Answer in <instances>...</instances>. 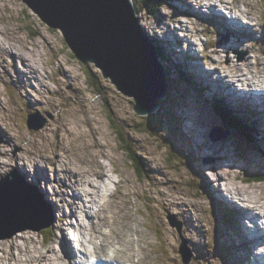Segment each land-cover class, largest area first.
<instances>
[{
  "label": "rangeland",
  "instance_id": "374dc122",
  "mask_svg": "<svg viewBox=\"0 0 264 264\" xmlns=\"http://www.w3.org/2000/svg\"><path fill=\"white\" fill-rule=\"evenodd\" d=\"M188 1L196 9L207 10L205 6L200 7L196 0ZM234 1L240 6L237 8L241 10L245 8L242 0ZM200 2L204 3V1ZM244 2L246 6H250L251 2L250 7L253 9V14H246L247 12H244L245 14L243 15L237 14L235 19L242 24H244L242 20L244 22L245 19L250 21V24L244 25L252 27L255 36L251 38H244L240 35L235 36L233 39L236 41L237 52H235L234 48H226L231 42L228 31L225 30L216 36L215 28L213 27L212 29L210 25L204 23L202 18H192L180 13L175 0L169 6L162 9L161 12L165 15L163 20L159 18L162 23L153 24L151 21H156V19L147 17L143 13H141V18L143 23L146 22L147 26L150 27H147L148 36H151L153 42L160 43L166 49L165 51H161V53L167 52L172 57L174 54L179 57L177 52L186 49L187 42L185 40L187 39L190 42L200 43L199 45H194L196 48L195 52L197 58L201 56V53L206 56L205 62L197 60L199 65L205 70H217V75L223 76V66L228 69L232 68L234 63L232 61H239L238 58L242 55L244 61L236 63L241 66L240 71H242V66H244V70H248L247 64H249L251 71L248 72L249 77H251L253 70L259 74L264 68V51L261 49L262 43L258 42V40L264 38V0H244ZM25 7L22 0H0V30L6 32L8 41L18 44L23 48L22 52L18 53L21 55L25 54L28 57L33 56L32 58H35V62L40 61L42 63L47 85L56 87V89L53 95L45 94L43 98H38L39 109L41 111L45 110L52 117L39 130L26 129L28 134L19 139L15 144L19 148L16 155L10 154L0 159V173L6 172L12 165H24V163L27 165V171H31V168L36 169L41 177L38 182H33L28 175H23L37 186L41 195L42 189L47 192L49 204L43 195L41 204L46 210L51 211L56 220L53 226L54 235L48 242L43 241L39 232L29 230L33 228L30 225L17 228L24 231L16 232V234L9 236L11 232L9 229L13 227H8V224L5 223L6 226L1 229L2 233L0 234V256L3 253L7 255L10 253L9 263L11 264H57V256L71 255L75 258L74 253H85L87 255L94 253L98 256L89 238L91 235H100V233L108 231V227L103 222L108 208L99 206L98 204L101 203V198L107 196L105 192L112 191V187L116 184L114 182L109 186L111 188L104 190V192L103 189L99 192H94L93 187L87 185V179L97 173L98 169H100V163L107 166V169H110L109 173L113 169L118 171L117 177L118 180L120 179V185L122 186L115 185L117 191H114L125 194L128 201H126V207L119 205H109V207L113 213H120L122 219H118L121 221L120 225H123V229L127 225L134 230L133 232L129 230L124 231V236L118 241L119 243L116 240L106 241L105 235L101 247L97 251L103 258L108 255L107 250L117 244L122 245L125 250H131L133 247L139 249L140 246L142 250L139 249L138 252L144 255L147 244L151 243L150 241L152 240L155 243L150 248L153 254L146 252L148 264H156V261L162 264H186V256L181 257L178 252L179 245L180 243L182 244L180 236L166 219L169 211L178 220L183 222V236L188 241V245L194 254L190 264H228V260H224L214 253L216 251L214 250L213 242L215 218L212 215L210 195L203 190V184L195 173L197 171L196 167L194 168L188 162L186 155L182 153L186 145L185 140L181 150H178V152L173 151L168 142L164 140L166 132L163 128L158 127L157 130H159L160 134H157V130H152L146 126V119H143L146 117H141L133 110L132 99L129 96L117 91L114 87L115 85L108 78H102L100 72L93 64L89 63L88 65L79 66L70 50L63 43L60 35H58L59 39L56 44L55 38L51 35L52 30L43 26L40 20L30 12L31 15ZM179 9H181V6ZM176 13L180 21L186 26L178 28L177 23H172V27L176 29L172 32H167L171 26L164 21H168L169 17L173 21L177 17L174 15ZM228 28L232 29L229 25ZM197 30H200L198 36L191 34ZM53 31L57 35L58 31L55 29ZM208 32L212 34L215 42L217 39L228 38V41L222 44L223 47L218 46L220 48L219 54L212 52V46L205 45L208 39ZM160 40L165 41L162 43ZM3 41L0 40L1 43ZM8 41L6 40L3 43L5 48L11 45ZM177 42H180V45H177ZM203 46L206 49L200 52ZM13 48L11 46V49ZM28 57L27 61L29 60ZM256 59L259 60V63H257ZM211 62L213 65L209 64ZM255 63H257L256 66L254 65ZM169 64L172 66V62L169 61ZM31 65L34 66L33 62ZM86 71H88V78ZM16 75L22 84L23 74L20 71H16ZM230 79L233 80L232 78ZM230 79H226L225 81L231 84L238 81L237 79L233 81ZM40 80L44 82V79L41 78ZM241 81L245 82L244 80ZM204 93L206 97L210 98L211 95L206 91ZM16 95L18 103L33 105L34 101L32 98L34 96L28 98L18 92ZM0 96L2 97V95ZM49 98L56 100L54 103L47 104ZM2 99L8 108H0V119H12L13 114L9 108L14 103V100L11 99V101L6 102V97H2ZM229 102L227 101L230 108L240 115L247 116V112L240 106L236 108L235 105ZM18 113L16 117L22 118L21 108L18 109ZM59 114L62 117V124H65V129L71 130L75 138L82 135L83 139L76 142L67 141L65 144H59L61 145L59 149L51 141L50 144H47L48 148L45 152L44 148H33L31 142L36 147L40 145L47 146L41 142V137L53 132L54 128L59 124ZM252 118H256V116L253 114ZM186 124L188 125V122ZM186 124L184 122L180 124L185 137H187V132L184 131L187 128ZM261 126H264V124ZM257 128L261 129L260 124L257 125ZM64 133L68 136V132ZM199 134L200 139H202L201 132L196 130L197 138ZM261 135L259 132L255 140L257 141L256 145L264 150V140ZM128 140L133 149L135 148L141 157L149 158L151 161L150 166L155 168L146 177L139 176L138 171L136 172L135 170L131 159V151H127L126 147ZM11 141L13 142L14 138ZM187 141L190 142L189 139ZM3 142V137L0 135V146ZM77 142H80L83 148L77 149L75 146ZM2 147L7 149L12 148L13 145L9 144ZM16 147L14 150H16ZM214 151L218 155L221 154L220 144L215 145ZM26 153L32 154L35 158L22 159L20 155H25ZM217 154L212 155L211 151L202 152L203 163L212 165L209 166L211 168L205 171L213 174V185L218 188V182H220L224 186L223 183L226 180L225 178H220L224 177V173L228 182H230L228 185L236 189L235 192L237 194L235 195L237 197H240V194L237 192L240 190L253 199L258 200L262 198L261 200L264 201V180L258 182L240 179L250 174L264 176V170L260 168L252 170L250 168L251 165L248 163H243L241 166L238 164L240 169L234 168L231 170L220 163ZM210 160L212 163L209 162ZM42 166L46 168L45 172L41 169ZM224 168L226 169L224 170ZM210 170H216L219 176L216 175L215 171L210 172ZM155 175L156 177L154 178ZM61 180H64L66 184L62 185ZM91 183L92 186H99L100 184L97 179H92ZM211 189L214 190L212 187ZM222 189L224 190L225 187H222ZM72 191H74L73 194H79L72 197ZM101 192H103L102 195H98ZM213 193H218V191ZM217 199L221 200L222 198ZM103 202L105 204L109 203L106 198H104ZM232 209L239 216L240 224H244L239 214L240 209L235 205L232 206ZM95 212L98 214H96L97 216H95ZM60 215H62L60 219L65 218L64 215H66V218L58 221ZM37 217L40 219V212L37 213ZM186 218L187 221L185 220ZM259 218L262 219V221L258 220L259 226L262 227L264 219ZM99 229H101V232ZM131 232L132 234L129 235ZM133 233L135 235L137 233L139 236H132ZM253 233L250 229V235ZM66 234L74 237L73 243L68 240ZM131 236L136 237L137 240ZM192 238L201 240L202 242L208 258L204 263H197L196 261L197 253L190 246ZM93 239L98 241L96 236ZM128 240H132L133 247L128 245ZM219 241L221 242V236L219 237ZM227 243H232V239ZM137 245L139 246L137 247ZM252 253L264 256V245L257 244L254 249L247 252V255ZM46 254H49L51 259L47 261L43 260L42 263H39L41 262L40 260L36 262L38 256L40 259H46L44 258ZM199 258H203L202 255ZM98 259L100 260L99 257ZM32 260L34 262L31 263ZM230 260L234 264H237L234 254L230 257ZM108 262H112V260H108ZM0 264L8 263L0 258ZM140 264L144 263L141 262Z\"/></svg>",
  "mask_w": 264,
  "mask_h": 264
},
{
  "label": "water",
  "instance_id": "95a60500",
  "mask_svg": "<svg viewBox=\"0 0 264 264\" xmlns=\"http://www.w3.org/2000/svg\"><path fill=\"white\" fill-rule=\"evenodd\" d=\"M48 28H60L64 40L74 56L85 63H96L104 77L126 94L134 95V110L140 114L150 112L164 94L165 78L155 67L153 49L144 40L138 26L136 10L130 0H22ZM135 25L132 26V22ZM116 29L117 37H110ZM133 29H136L134 31ZM125 44L126 52L137 56L139 67L122 62L110 63L119 54L117 47ZM83 45V50L81 46ZM35 192L25 186L16 174L0 184V218L12 212L22 217L35 212Z\"/></svg>",
  "mask_w": 264,
  "mask_h": 264
},
{
  "label": "bare ground",
  "instance_id": "6f19581e",
  "mask_svg": "<svg viewBox=\"0 0 264 264\" xmlns=\"http://www.w3.org/2000/svg\"><path fill=\"white\" fill-rule=\"evenodd\" d=\"M200 1H204V0H200ZM219 2L221 3V4H223L224 2H226L225 0H219ZM209 7L211 8V9H216V4L215 3H209ZM237 10L238 11H240V12H243V10H241V9H239V8H237ZM250 14H251V12H250ZM238 22V20H236V19H232L231 17H227V16H224V17H222V20L220 21V23L221 24H224L227 28H228V25L232 28V29H230V28H228L230 31H231V33H232V35H238V34H241L242 33V36L244 37V38H251L252 36H254L255 35V32L252 30V29H250L251 27L249 26V25H243L244 27L243 28H241L240 30H237L236 29V23ZM135 23V21L134 22H132V26L133 25H135L134 24ZM134 31H136V29H133ZM236 30V31H235ZM142 33L145 35V33L142 31ZM110 37L111 38H113V39H116V37H117V34H116V29H113V30H111L110 31ZM0 40H4L5 42H6V39H4V37H3V32H2V30H0ZM146 40V39H145ZM149 40H150V44H151V46H152V48H153V50H154V53L157 55V51H158V49L161 51V49H164V47H163V45H161L160 44V46L158 45H154L153 44V39L151 38V36H149ZM4 41H3V43H4ZM2 42V41H1ZM0 42V50L1 51H4V52H12L13 54H14V56H16L17 58H21L22 60H23V62H24V65L26 66V71H23V69L22 68H20V72L23 74V77H22V85H27L28 83H29V81H30V79H35L39 84H41V85H45V82H41V78L43 79V75H42V73H41V71L40 70H38L37 69V67H35V66H33V65H31V63L35 60V58H30V56L28 57L27 55H25V54H23V55H21L20 53H18V52H22V50H19L18 48H13V49H11V45H9V47H6L5 48V46L3 45V43H1ZM163 43V42H162ZM191 43V42H190ZM6 46H8V45H6ZM126 45L125 44H121V47L120 48H118L117 47V50L119 51V54H112L114 57L116 56V57H120L121 58V56L122 57H124V51H126V47H125ZM81 50H83V45L81 46ZM162 54H165V53H162ZM29 55V54H28ZM178 55H179V51H178ZM180 56V55H179ZM27 57H28V61H27ZM33 57V56H32ZM157 57L159 58V56L157 55ZM195 58V57H194ZM197 58V57H196ZM161 59V58H160ZM133 61V63H132V65L133 66H135V67H139V65H140V62H139V59H138V57L137 56H133V55H131L130 54V51H128V52H126V55H125V57L123 58V60H122V62L124 63V64H129L130 62H132ZM256 61H257V63H259V60H257L256 59ZM192 65H193V71L195 72L198 68V66H199V63L197 62V61H193L192 62ZM235 65L236 66H239V65H237V63H235ZM239 67H241V66H239ZM242 69V71H240V74L237 76V78H241V77H243V76H245V74L243 73V71H244V69L243 68H241ZM246 71V70H245ZM260 76H259V78H258V80H256V82H253V81H251V82H248L249 84H255V85H257L258 86V88H261V87H263V85H264V68L260 71ZM199 76H200V74L199 73H197ZM210 73H208L207 72V74H206V76H208ZM248 77V76H247ZM246 77V78H247ZM179 80H183V78H180ZM46 81V80H45ZM180 81V82H181ZM222 81V82H221ZM218 83H220V85L219 84H217V86L218 87H221V85H222V83H224L223 82V80H220L219 79V82ZM225 83H227V82H225ZM225 88V87H224ZM219 90H220V94L221 95H226L227 97H228V99L230 100V102L229 103H231V102H242L243 104H249L250 105V107H251V111L253 112V114H254V116H256L259 120L257 121L258 122V124H260V126L262 125V124H264V95L262 96V97H259L258 95H256L257 94V92H255L254 93V95H251L252 96V98H244V97H241V96H239V95H237V94H235V93H228L225 89H223V87H222V89L221 88H219ZM252 92H253V90H252ZM261 94H263V92L261 93ZM261 96V95H260ZM261 121V122H260ZM98 124V123H97ZM253 127H255L254 125H253ZM263 128H264V126H262ZM256 129H258L257 127H255ZM75 129V128H74ZM258 131L262 134L261 135V137L263 138V140H264V131L263 130H260V129H258ZM76 132H78V131H76ZM73 133V132H72ZM79 133V132H78ZM80 134V133H79ZM251 140L254 142V139L251 137ZM94 143V142H93ZM98 143V142H97ZM220 145L222 144V143H219ZM219 144H215V145H219ZM99 145V144H98ZM39 147H41V145L39 146ZM43 148H44V152L47 150V148H48V145L47 146H42ZM42 170L44 169V167H42L41 168ZM94 172V171H93ZM96 172V171H95ZM99 172V169H98V171H97V173ZM37 175H38V173H37ZM97 177H102V175L100 174V173H98L97 174ZM102 181H104V180H102ZM64 184H65V181L63 182ZM228 183H230V182H226V185L227 186H229L228 185ZM94 187H97L96 189H99V187L100 186H97V185H94ZM212 187V186H211ZM213 188V187H212ZM214 189V188H213ZM112 190L114 191V190H116L117 191V188L115 187V186H113V188H112ZM100 190H98V192H99ZM246 192V191H245ZM74 193V191H72V197L74 196V195H76V194H79V193H76V194H73ZM247 193V192H246ZM102 204L103 205H106L105 204V202H102ZM222 207H223V204H222ZM122 212V211H121ZM113 213V212H112ZM97 213L95 212V216H97L96 215ZM122 214V213H121ZM62 218V217H61ZM118 218H120V219H122V217H121V215H120V213H117V214H115V213H113V215H111V216H107L106 218H105V221L106 222H108V223H114V221H115V223L113 224L114 225V228H113V230H112V232H111V234H109V235H106V241H110V240H116L117 241V243H119L118 241L119 240H121V238H122V236H124V229H123V225H120L121 224V221L118 219ZM118 225H120V226H118ZM264 225V224H263ZM262 225V227H260L261 228V230H264V226ZM118 226V227H117ZM246 229H247V227H245ZM256 229V232H258V234L260 235V236H262V234L260 233V229H258L257 227H255ZM260 230V231H259ZM262 232V231H261ZM134 234V233H133ZM135 236H139V235H137V233H136V235ZM256 236V235H255ZM258 237V236H257ZM136 238V237H135ZM259 238V237H258ZM136 240H137V238H136ZM135 240V241H136ZM248 241L250 240L249 238L247 239ZM41 242V241H40ZM40 242H38V243H40ZM41 245V244H40ZM128 245L130 246V247H133V242H132V240H128ZM135 246V245H134ZM139 245H137V247H138ZM249 247H251L250 245H248ZM114 249H115V251H116V255L114 256V258L115 259H118L119 261H120V263L121 264H130V262H133L134 261V259H135V257L137 256V255H141L139 252H138V250L140 249V250H142L141 248H140V246H139V249H136V248H134L133 247V249H131V250H125L124 248H123V246L122 245H116V246H114ZM182 249H183V247H182ZM240 249H238V251H239ZM40 252V251H39ZM36 254H37V252H36ZM40 255H41V253H40ZM239 255H241L242 256V253H239ZM42 256H43V254H42ZM45 256V255H44ZM35 257V256H34ZM39 257V256H38ZM37 257V258H38ZM46 257V256H45ZM106 257V259H111L109 256H105ZM4 259H7V257L6 256H4L3 257ZM141 258H143L144 259V261H145V263L146 264H148V262H147V260L146 259H148V256H147V253L145 252L144 253V255H141ZM33 259H35V258H33ZM58 260H60V261H68V258H66V257H64V256H59L58 258H57ZM258 259H261V258H258ZM252 260L253 261H255V260H257V258L256 257H253L252 258ZM32 262H34L33 260L31 261V263ZM39 262V261H38ZM39 263H42V262H39ZM33 264V263H32ZM103 264H106V262H104ZM256 264H257V262H256Z\"/></svg>",
  "mask_w": 264,
  "mask_h": 264
},
{
  "label": "trees",
  "instance_id": "16d2710c",
  "mask_svg": "<svg viewBox=\"0 0 264 264\" xmlns=\"http://www.w3.org/2000/svg\"><path fill=\"white\" fill-rule=\"evenodd\" d=\"M151 2L153 3H150L148 4L150 8H155V4H159L161 2V0H151ZM157 55L161 58L162 56V53L161 51L158 49L157 51ZM219 115H221L219 112H218ZM222 116V115H221ZM225 120V119H224ZM227 122V121H226ZM235 123L230 121L229 123H226V125L230 126V127H233V128H236L238 130V132L248 141H252L251 140V136L250 134L248 133V131H246L243 127H239L238 125H234Z\"/></svg>",
  "mask_w": 264,
  "mask_h": 264
}]
</instances>
